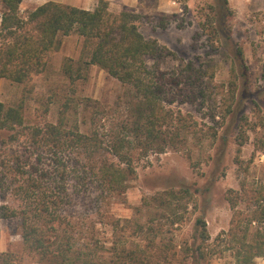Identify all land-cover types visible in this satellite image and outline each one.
<instances>
[{"label": "trees", "instance_id": "1", "mask_svg": "<svg viewBox=\"0 0 264 264\" xmlns=\"http://www.w3.org/2000/svg\"><path fill=\"white\" fill-rule=\"evenodd\" d=\"M22 3L0 0V78L31 93L32 76L43 73L47 55L61 47L62 37L77 34L83 39L81 56L66 58L62 67L71 84L86 79L89 67L97 66L127 91L115 106L87 100L83 110L89 115L83 120L67 101L57 121L43 125L27 124L25 98L9 107L0 101V134H8L0 146V217L19 220L24 251L41 262L162 264L154 228L138 223L137 233L149 244L131 247L119 244L112 223L113 246L107 247L98 225L101 216L109 217L103 209L127 192L139 163L150 153L174 149L190 156L194 127L174 105L197 97L193 63L164 71L162 63L173 52L144 36L138 14L114 13L108 0H99L93 10L48 1L26 18ZM237 140L240 147L247 141L241 133ZM257 148L264 152V137ZM243 194L252 210L239 209ZM183 199L170 189L146 199L145 206L166 208L176 216ZM227 200L234 210L231 225L213 243L205 218H196L188 246L191 264H211L226 252L235 264H257L264 258V184L253 191L231 189ZM22 263L21 256L0 252V264Z\"/></svg>", "mask_w": 264, "mask_h": 264}, {"label": "rangeland", "instance_id": "2", "mask_svg": "<svg viewBox=\"0 0 264 264\" xmlns=\"http://www.w3.org/2000/svg\"><path fill=\"white\" fill-rule=\"evenodd\" d=\"M45 1L26 0L21 6L22 16L26 18ZM227 2L140 0L139 9L129 11L138 14V25L147 39H156L173 52L162 63L164 71L193 63L198 86L193 96L197 97L174 108L187 116L194 132L189 138L190 156L174 149L150 153L139 163L137 178L129 182L127 192L103 209L109 217L101 216L98 228L107 247L113 246L112 223L120 245L149 244L136 231L139 223L157 232L162 264H191L188 246L193 243L196 218H205L213 243L231 225L234 210L227 200L229 190L242 191L244 187L253 191L264 184V152L257 148L264 137V5L256 7L257 0ZM166 3L171 9L159 8ZM110 10L127 11L116 6H110ZM1 12L0 4V28ZM61 40V47L47 55L43 73L33 74L31 93L25 92L23 85L0 78V101L9 107L25 98L29 125L56 122L67 101L80 111L78 119H87L89 114L83 110L87 100L115 106L127 91L125 85L97 66L89 67L86 79L71 84L62 67L66 58H80L83 39L72 34ZM82 123L86 130L88 121ZM239 133L247 139L241 147L237 143ZM7 138L6 132L0 134V146ZM170 189L184 196L176 216L166 208L145 206L146 199ZM248 202L243 194L239 209L252 210ZM3 203L0 198V205ZM0 252L21 256L22 264H49L24 251L16 218L0 217ZM211 264L235 262L226 252L213 257ZM257 264H264L262 258Z\"/></svg>", "mask_w": 264, "mask_h": 264}, {"label": "crops", "instance_id": "3", "mask_svg": "<svg viewBox=\"0 0 264 264\" xmlns=\"http://www.w3.org/2000/svg\"><path fill=\"white\" fill-rule=\"evenodd\" d=\"M48 1H54L58 3H62L69 6L79 7L86 10H93L96 6V3H98L99 0H47L44 3ZM111 7H118L120 10H127V11H137L139 9L140 0H108ZM26 3V0H23L22 5ZM44 3L40 4L43 5ZM261 4L264 5V0H257L255 3L256 7H259ZM21 5V6H22ZM166 9H165V8ZM160 9H163V11H168L167 8L171 9L170 4L166 3V5H160ZM264 261V258H262Z\"/></svg>", "mask_w": 264, "mask_h": 264}]
</instances>
